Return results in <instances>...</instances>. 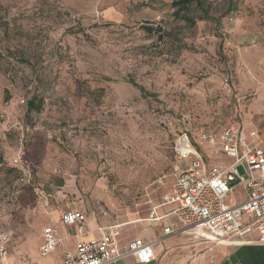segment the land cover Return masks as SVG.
I'll return each instance as SVG.
<instances>
[{"label": "rangeland", "instance_id": "rangeland-1", "mask_svg": "<svg viewBox=\"0 0 264 264\" xmlns=\"http://www.w3.org/2000/svg\"><path fill=\"white\" fill-rule=\"evenodd\" d=\"M173 1L0 0L6 257L31 260L56 209L135 238L173 166L211 156L201 135L238 126L264 142V0H200L208 18L192 5L188 22Z\"/></svg>", "mask_w": 264, "mask_h": 264}, {"label": "built area", "instance_id": "built-area-1", "mask_svg": "<svg viewBox=\"0 0 264 264\" xmlns=\"http://www.w3.org/2000/svg\"><path fill=\"white\" fill-rule=\"evenodd\" d=\"M199 139L213 147L211 156H198L186 167L174 165L173 183L160 204L148 213L149 221L164 222L161 237L134 238L121 246L118 227L112 225L101 228L97 238L79 240L85 234L86 214L67 211L61 222L75 228V252H65L57 264H115L127 258L138 264H151L155 259L154 248L174 236L228 245L255 234L257 244L264 246V142L257 132L238 126L224 130L218 137L203 134ZM239 167L244 176L239 175ZM235 188L242 190V199L237 203L234 197L227 203ZM158 209L165 211L159 215ZM100 213L107 215L106 211ZM60 244L56 230L44 227L38 255L46 257ZM5 253V243L0 241V264H5Z\"/></svg>", "mask_w": 264, "mask_h": 264}, {"label": "crops", "instance_id": "crops-1", "mask_svg": "<svg viewBox=\"0 0 264 264\" xmlns=\"http://www.w3.org/2000/svg\"><path fill=\"white\" fill-rule=\"evenodd\" d=\"M190 163V162H189ZM189 163H185L182 167H186ZM67 211H76L70 208L56 209L51 212L48 218L44 220L45 227L52 226L61 240V244L48 256L40 257L38 248L42 243L37 242V247L32 252V258L28 262H20L4 256L5 264H57L59 263L65 252L73 254L75 252V228L73 226H65L61 222L62 215ZM78 211V210H77ZM81 211V210H79ZM150 209H148L149 213ZM164 209H158L159 215L164 213ZM87 221L84 226V236L79 240H90L97 238L100 229L106 227V223L96 218L90 217L86 211ZM148 213L143 220L144 224L141 230L136 233L135 238L144 240H153L162 236V223H155L148 220ZM139 222V221H137ZM123 240L119 234L121 246L129 241ZM212 245V246H210ZM194 252H196L194 254ZM155 259L151 264H264V246L257 244V236L250 234L241 239L233 240L228 245H215L207 241H197L192 237L174 236L165 239L162 243L154 248ZM115 264H138L134 259L127 258Z\"/></svg>", "mask_w": 264, "mask_h": 264}, {"label": "trees", "instance_id": "trees-1", "mask_svg": "<svg viewBox=\"0 0 264 264\" xmlns=\"http://www.w3.org/2000/svg\"><path fill=\"white\" fill-rule=\"evenodd\" d=\"M171 5H172V8L174 9L173 16L178 17L180 13L182 12L183 13L182 19L187 22L190 17L184 12H188L190 9V6L192 5L200 13L201 18H208L207 9L204 7V5L202 4L200 0H174ZM129 82L134 87H136L142 95L144 96L147 95L143 88L135 85L132 81H129ZM41 106H42V101L36 102L32 99L27 102L26 110L27 112H38L41 109Z\"/></svg>", "mask_w": 264, "mask_h": 264}, {"label": "bare ground", "instance_id": "bare-ground-1", "mask_svg": "<svg viewBox=\"0 0 264 264\" xmlns=\"http://www.w3.org/2000/svg\"><path fill=\"white\" fill-rule=\"evenodd\" d=\"M202 236H206L204 233L203 234H201Z\"/></svg>", "mask_w": 264, "mask_h": 264}]
</instances>
